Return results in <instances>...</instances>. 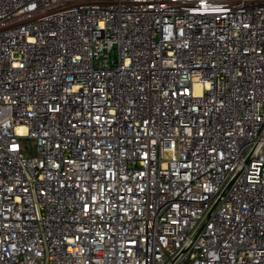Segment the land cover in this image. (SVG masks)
Listing matches in <instances>:
<instances>
[{"label": "built area", "instance_id": "built-area-1", "mask_svg": "<svg viewBox=\"0 0 264 264\" xmlns=\"http://www.w3.org/2000/svg\"><path fill=\"white\" fill-rule=\"evenodd\" d=\"M0 264H264V0H0Z\"/></svg>", "mask_w": 264, "mask_h": 264}, {"label": "rangeland", "instance_id": "rangeland-1", "mask_svg": "<svg viewBox=\"0 0 264 264\" xmlns=\"http://www.w3.org/2000/svg\"><path fill=\"white\" fill-rule=\"evenodd\" d=\"M24 145V150H23V154L27 157H31L33 155H35V147L34 144L32 143L31 140H25L23 142Z\"/></svg>", "mask_w": 264, "mask_h": 264}, {"label": "water", "instance_id": "water-1", "mask_svg": "<svg viewBox=\"0 0 264 264\" xmlns=\"http://www.w3.org/2000/svg\"><path fill=\"white\" fill-rule=\"evenodd\" d=\"M215 205H216V203H215V204L213 205V207L211 208V211L214 209ZM211 211L208 213L207 216H209V214L211 213Z\"/></svg>", "mask_w": 264, "mask_h": 264}]
</instances>
